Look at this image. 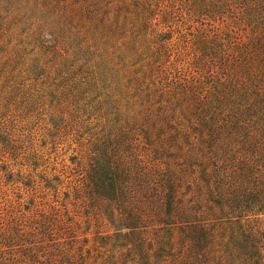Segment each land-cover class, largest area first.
Listing matches in <instances>:
<instances>
[{
  "label": "trees",
  "instance_id": "obj_1",
  "mask_svg": "<svg viewBox=\"0 0 264 264\" xmlns=\"http://www.w3.org/2000/svg\"><path fill=\"white\" fill-rule=\"evenodd\" d=\"M12 42L101 123L76 164L96 253L78 264H264V0H0Z\"/></svg>",
  "mask_w": 264,
  "mask_h": 264
},
{
  "label": "rangeland",
  "instance_id": "obj_2",
  "mask_svg": "<svg viewBox=\"0 0 264 264\" xmlns=\"http://www.w3.org/2000/svg\"><path fill=\"white\" fill-rule=\"evenodd\" d=\"M19 50L12 42L0 54V264H78L89 249L92 261L94 221L73 188L99 117L75 96L72 73Z\"/></svg>",
  "mask_w": 264,
  "mask_h": 264
}]
</instances>
